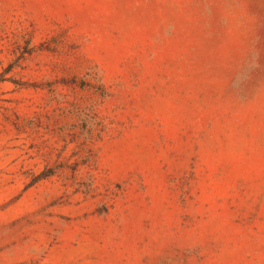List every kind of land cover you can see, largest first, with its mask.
I'll list each match as a JSON object with an SVG mask.
<instances>
[{"label": "rangeland", "instance_id": "obj_1", "mask_svg": "<svg viewBox=\"0 0 264 264\" xmlns=\"http://www.w3.org/2000/svg\"><path fill=\"white\" fill-rule=\"evenodd\" d=\"M0 264H264V0H0Z\"/></svg>", "mask_w": 264, "mask_h": 264}]
</instances>
